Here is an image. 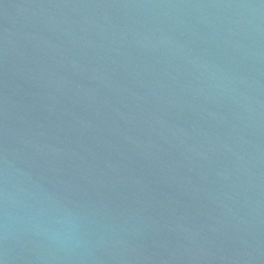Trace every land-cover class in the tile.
I'll use <instances>...</instances> for the list:
<instances>
[{"label": "water", "instance_id": "95a60500", "mask_svg": "<svg viewBox=\"0 0 264 264\" xmlns=\"http://www.w3.org/2000/svg\"><path fill=\"white\" fill-rule=\"evenodd\" d=\"M2 264H264V0H0Z\"/></svg>", "mask_w": 264, "mask_h": 264}, {"label": "clouds", "instance_id": "9594fccd", "mask_svg": "<svg viewBox=\"0 0 264 264\" xmlns=\"http://www.w3.org/2000/svg\"><path fill=\"white\" fill-rule=\"evenodd\" d=\"M0 264H2V262H0Z\"/></svg>", "mask_w": 264, "mask_h": 264}]
</instances>
